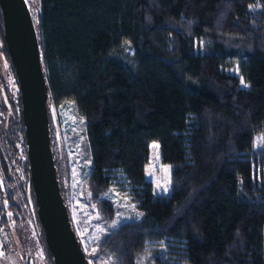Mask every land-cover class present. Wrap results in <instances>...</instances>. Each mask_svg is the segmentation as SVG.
<instances>
[{
	"label": "trees",
	"instance_id": "1",
	"mask_svg": "<svg viewBox=\"0 0 264 264\" xmlns=\"http://www.w3.org/2000/svg\"><path fill=\"white\" fill-rule=\"evenodd\" d=\"M35 24L73 229L63 103L86 120L84 190L99 220L116 218L104 197L115 184L142 212L86 259L264 264V0H39ZM153 143L171 167L167 195L148 176Z\"/></svg>",
	"mask_w": 264,
	"mask_h": 264
},
{
	"label": "water",
	"instance_id": "2",
	"mask_svg": "<svg viewBox=\"0 0 264 264\" xmlns=\"http://www.w3.org/2000/svg\"><path fill=\"white\" fill-rule=\"evenodd\" d=\"M0 6L21 85L32 182L48 246L56 264H91L72 227L57 177L36 24L26 0H0Z\"/></svg>",
	"mask_w": 264,
	"mask_h": 264
},
{
	"label": "flooded vegetation",
	"instance_id": "3",
	"mask_svg": "<svg viewBox=\"0 0 264 264\" xmlns=\"http://www.w3.org/2000/svg\"><path fill=\"white\" fill-rule=\"evenodd\" d=\"M5 30L0 6V264H56L40 227L21 85Z\"/></svg>",
	"mask_w": 264,
	"mask_h": 264
},
{
	"label": "rangeland",
	"instance_id": "4",
	"mask_svg": "<svg viewBox=\"0 0 264 264\" xmlns=\"http://www.w3.org/2000/svg\"><path fill=\"white\" fill-rule=\"evenodd\" d=\"M32 11L33 18L36 17L39 0H26ZM14 88V86L12 87ZM58 127L63 138V147L66 151L70 166L69 200L70 212L76 232L80 237L85 252L93 247L94 242L121 223L136 220L141 217L142 212L130 200L126 183L115 184L104 197L111 199L118 207L116 218L108 225H104L98 218L93 206L87 201L84 190V182L92 170V160L83 149L86 138V120L84 117L74 113L71 103H63L57 110ZM151 145V157L148 165V176L154 182L156 194L167 195L171 187V167L160 161L158 148ZM122 176V174H120ZM121 182L125 178L121 177ZM126 186V187H124ZM91 264H111V261L104 257L96 256L94 251L90 254ZM143 258L140 264H150ZM15 264H19L16 261Z\"/></svg>",
	"mask_w": 264,
	"mask_h": 264
},
{
	"label": "snow or ice",
	"instance_id": "5",
	"mask_svg": "<svg viewBox=\"0 0 264 264\" xmlns=\"http://www.w3.org/2000/svg\"><path fill=\"white\" fill-rule=\"evenodd\" d=\"M242 83H243V81H242ZM153 147H156V148H158V145H153Z\"/></svg>",
	"mask_w": 264,
	"mask_h": 264
},
{
	"label": "bare ground",
	"instance_id": "6",
	"mask_svg": "<svg viewBox=\"0 0 264 264\" xmlns=\"http://www.w3.org/2000/svg\"><path fill=\"white\" fill-rule=\"evenodd\" d=\"M158 152H159V147H158Z\"/></svg>",
	"mask_w": 264,
	"mask_h": 264
}]
</instances>
